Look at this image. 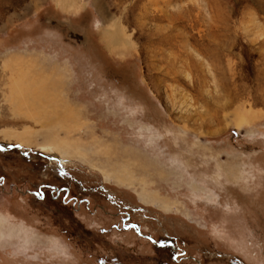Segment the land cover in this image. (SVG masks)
Listing matches in <instances>:
<instances>
[{
    "label": "rangeland",
    "instance_id": "374dc122",
    "mask_svg": "<svg viewBox=\"0 0 264 264\" xmlns=\"http://www.w3.org/2000/svg\"><path fill=\"white\" fill-rule=\"evenodd\" d=\"M0 264H264V0H0Z\"/></svg>",
    "mask_w": 264,
    "mask_h": 264
},
{
    "label": "bare ground",
    "instance_id": "6f19581e",
    "mask_svg": "<svg viewBox=\"0 0 264 264\" xmlns=\"http://www.w3.org/2000/svg\"><path fill=\"white\" fill-rule=\"evenodd\" d=\"M114 32H106V36H108V38H110V42H108L109 43V45L111 44V45H116V40H115V35L113 34ZM105 39H106V37H105ZM104 39V40H105ZM52 161L53 162H55V160H53L52 159ZM161 207H162V205H161ZM164 208V207H163Z\"/></svg>",
    "mask_w": 264,
    "mask_h": 264
}]
</instances>
